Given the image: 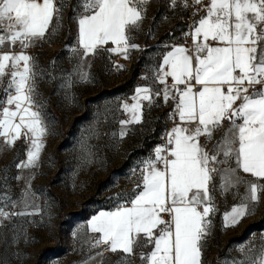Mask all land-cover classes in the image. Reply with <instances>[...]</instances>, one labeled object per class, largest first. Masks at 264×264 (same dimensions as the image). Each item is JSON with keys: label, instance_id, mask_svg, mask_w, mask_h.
Here are the masks:
<instances>
[{"label": "snow or ice", "instance_id": "snow-or-ice-1", "mask_svg": "<svg viewBox=\"0 0 264 264\" xmlns=\"http://www.w3.org/2000/svg\"><path fill=\"white\" fill-rule=\"evenodd\" d=\"M178 2L189 7V0H170V7ZM148 3L76 0L77 37L70 51L78 62L71 72L62 73L69 77L68 88L75 77L91 82L85 68L90 67L89 58L101 51L130 58V51L139 47L130 34L140 28ZM191 3L201 6L193 15L201 9L205 13L185 33L192 47L174 45L162 57L153 70V84L163 87L138 86L133 102L120 104L127 116L119 121L121 140L130 125L144 123L145 109H151L158 97L165 104L172 102L169 119L174 126L165 134L166 143L142 161L132 192L119 194L112 210L100 211L87 222L83 243L90 252L96 251L83 264H104L101 245L119 254L116 264H135L137 255L141 264H203L212 218L218 212L215 193L239 200L223 212V229L236 227L254 214L264 197V0ZM66 6L65 0H0V141L9 148L24 142L25 158L14 165L20 171L40 166L50 127L43 111L46 101L38 99L37 85L41 79L55 78L40 69L28 50L62 26ZM109 43L113 47H106ZM54 67L55 60L50 64ZM202 137L207 142L215 139L210 150L201 143ZM91 154V147L86 148V157ZM11 179H24L30 186L31 176ZM8 180L5 172L4 186ZM29 186L20 200L0 188V243H9L6 222L40 213L39 205L29 199ZM18 238L31 240L23 225L15 229L11 243ZM260 239L258 248L254 240L240 246L237 250L243 258L233 259V264H264V235ZM0 264L9 261L0 257Z\"/></svg>", "mask_w": 264, "mask_h": 264}, {"label": "rangeland", "instance_id": "rangeland-1", "mask_svg": "<svg viewBox=\"0 0 264 264\" xmlns=\"http://www.w3.org/2000/svg\"><path fill=\"white\" fill-rule=\"evenodd\" d=\"M65 4L62 26L28 50L37 56L40 69L49 70L55 77L41 79L37 85L38 99L46 101L43 111L50 127L39 168L18 170L14 165L25 158L24 142L9 148L0 141V188L12 199L20 200L29 185L24 179L11 177L31 176L29 199L40 207L37 215L6 222L5 239L9 243H0V257L9 264H74L81 256L72 242L76 237L73 233L84 238L85 224L91 215L113 209L119 194L132 192L142 161L162 145L167 126L162 115L154 119L157 113L145 109L144 123L130 125L128 135L121 140L119 121L127 116L120 104H131L138 86L154 87L153 70L163 54L174 45H192L184 44L189 37L185 33L205 14L201 9L193 15L201 6L192 3L185 9L179 2L173 8L170 0H150L144 6L145 19L140 28L130 34L131 42L139 46L130 51V58L101 51L89 58L90 67L85 68L91 82L82 83L75 77L68 88L69 77L62 73L71 72L78 62L70 51L77 37L73 19L76 0H65ZM53 60L55 67L50 68ZM114 65H123V69ZM88 147L92 151L90 157L85 155ZM133 169L137 170L136 175ZM5 172L9 177L7 186L3 182ZM263 212L264 197L254 214L234 230L221 231L214 224L204 247L203 264H233V259H242L244 254L237 249L253 240L251 232L263 229L262 225L253 226ZM21 225L27 228L31 240L18 238L13 244L15 229Z\"/></svg>", "mask_w": 264, "mask_h": 264}, {"label": "crops", "instance_id": "crops-1", "mask_svg": "<svg viewBox=\"0 0 264 264\" xmlns=\"http://www.w3.org/2000/svg\"><path fill=\"white\" fill-rule=\"evenodd\" d=\"M181 46H182V45H181ZM185 47H187V46H185ZM191 47H192V45L188 46L187 48H191ZM171 48H172V47H170V48H169V49L163 54V56H164L168 51H170ZM163 56H162V57H163ZM161 61H162V59H161ZM161 61H160V62H161ZM169 83H171V79H170V78H169ZM161 87H163V86L158 85V84H155V85H154V88H157V89H159V88H161ZM172 108H173V104H172V102H169V103L165 104V103L163 102L162 98H159V97H158V98L156 99V104L153 105V106L151 107V109H150V110H152V111H154V112L157 113L156 115H154V119H157L158 116H160V115H162V116L164 117L163 119L165 120V123H166V126H167V128H166L167 131L170 130V129L174 126V122H173L171 119H169V114L171 113ZM146 110H149V109L146 108ZM219 136H220V133H217L215 139H218ZM215 139H214L212 142H207V141L205 140V138L202 137V138H201V143H202L207 149L210 150V149L212 148V145L215 143ZM240 175L243 176V177H244L245 179H247V180H253V179H254L253 177L250 176V174L240 173ZM239 193H240V194H243V193H244V187H243V186L240 187V189H239ZM215 201H216V206H217V208H218V212H217V214L212 218V219H213V225L217 223L216 225L220 227V230H221V231H226V232H228V231H232V230H234L237 226H236V227L227 228V229H223V227H222V214H223L224 211H226V210H230V208H231L234 204L238 203V202H239L238 198H234L232 194L221 195L219 192H216V193H215ZM109 210H112V209H109ZM107 211H108V210H107ZM99 212H100V211H99ZM99 212H98V213H99ZM98 213H96V214H94V215H97ZM94 215H91V216L87 219L86 224H85V227H86V225H87V222H88V221H89ZM248 217H250V215H249ZM248 217L244 218L240 223H242L244 220L248 219ZM240 223H239V224H240ZM88 235H90V233H89ZM249 235H250V237L253 238V240L255 241V244L257 245V248H258L259 245H260V243H261V239H260V237H261L262 235H264V228H263V229H260V230L257 231V232H251ZM84 239H86V236H85L84 238H80L79 235L76 236V237H74V238L72 239V242H74V244L76 245V253L79 254V255L81 256L80 258L78 257V260H76V262H74V264H83V262H84L85 260H87V258H88L90 255H94V253H95V251H96V250H92V251L90 252V251H89V248H88V245L83 243V240H84ZM253 240H252V241H253ZM142 250L145 251V252H147V251L150 250V248H145V249H142ZM139 251H141V249H138V250H137V252H139ZM251 255H252L253 257H255V256L257 255V251L254 250V251L251 253ZM105 257H106V259H105L104 264H110V262H111V264H116V261H117L118 258H119V254L114 255V254H112V253L109 252V253H105ZM135 264H141L138 255H137V257L135 258Z\"/></svg>", "mask_w": 264, "mask_h": 264}, {"label": "built area", "instance_id": "built-area-1", "mask_svg": "<svg viewBox=\"0 0 264 264\" xmlns=\"http://www.w3.org/2000/svg\"><path fill=\"white\" fill-rule=\"evenodd\" d=\"M204 3L206 4V1L204 0ZM189 4H191V0H189ZM188 33V32H187ZM192 43V40H191V37L189 36L188 38H186V41H185V43L184 44H191ZM35 58L37 57L36 55H33ZM166 134V133H165ZM166 143V137H165V135H164V138H163V140H162V145H164ZM107 211V210H106ZM165 218H167V217H165ZM101 248L102 249H104V252L105 253H109L108 251H107V249H106V247L105 246H103V245H101Z\"/></svg>", "mask_w": 264, "mask_h": 264}, {"label": "trees", "instance_id": "trees-1", "mask_svg": "<svg viewBox=\"0 0 264 264\" xmlns=\"http://www.w3.org/2000/svg\"><path fill=\"white\" fill-rule=\"evenodd\" d=\"M258 225H262L261 228H264V212H263V215L262 217L259 219L258 223L256 225H253V226H258Z\"/></svg>", "mask_w": 264, "mask_h": 264}]
</instances>
